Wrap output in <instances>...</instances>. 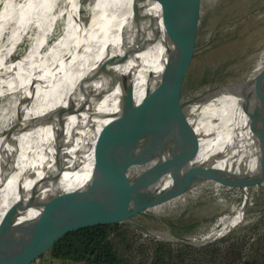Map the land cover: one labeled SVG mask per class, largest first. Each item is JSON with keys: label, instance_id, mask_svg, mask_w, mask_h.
<instances>
[{"label": "bare ground", "instance_id": "obj_1", "mask_svg": "<svg viewBox=\"0 0 264 264\" xmlns=\"http://www.w3.org/2000/svg\"><path fill=\"white\" fill-rule=\"evenodd\" d=\"M164 1L131 0L104 35L93 60L74 65L65 56L80 31L82 0H0V101L26 75L38 72L22 121L0 135V248L51 221L58 227L75 228L101 198L102 186L109 181L111 187L116 184L117 118L126 75L133 80L135 100L153 93V116L160 121L167 116L174 83L172 76L161 75L167 57L162 44ZM58 26L57 43L45 51L47 39L56 35ZM24 41H28L27 49L14 61ZM144 45L145 50L133 55L137 46ZM78 84L88 92L80 107L74 106L80 98ZM197 97V104L189 108L191 120L203 135L196 163L236 158L264 142V134L251 131L253 124L264 127V83L249 85L241 96L208 89ZM202 121L207 124L202 126ZM226 138L228 143L219 149ZM259 167L264 162L247 165L233 180L247 188L249 175ZM243 204L205 240L238 225L245 217ZM7 214L17 216L3 225ZM153 234L173 239L169 232Z\"/></svg>", "mask_w": 264, "mask_h": 264}, {"label": "water", "instance_id": "obj_2", "mask_svg": "<svg viewBox=\"0 0 264 264\" xmlns=\"http://www.w3.org/2000/svg\"><path fill=\"white\" fill-rule=\"evenodd\" d=\"M203 2L165 0L163 3L162 44L167 57L161 75L172 76L174 83V98L164 120L153 116L154 94L147 92L136 101L131 76L123 78L121 111L117 118L120 140L119 145L115 144L119 166L117 181L113 187L110 186L111 181L108 186H102L101 198L88 208L80 220L77 228L79 236L64 240L75 229L58 227L54 221L38 225L0 248V264H72L77 257L99 243L129 229L158 237L153 234L154 231L143 226L140 219L187 193L188 186L203 168L196 163L203 135L197 131L189 115V108L197 104L198 95L185 96L190 86L191 68L200 49ZM146 47L137 46L133 55ZM254 83H264V67L259 69L257 66L246 79L215 90L241 96ZM251 131L256 135L264 134V127L253 124ZM206 181L212 180L202 183ZM246 206L245 200L243 207ZM16 216L7 214L4 220L9 219L2 224L13 222ZM233 229L207 240V236L198 241L181 239L170 232L173 239L158 238L174 245L195 247L217 241ZM47 236L51 237L50 241L44 244ZM254 262L264 264V255L251 258L249 264Z\"/></svg>", "mask_w": 264, "mask_h": 264}, {"label": "rangeland", "instance_id": "obj_3", "mask_svg": "<svg viewBox=\"0 0 264 264\" xmlns=\"http://www.w3.org/2000/svg\"><path fill=\"white\" fill-rule=\"evenodd\" d=\"M130 2L131 0H82L80 31L75 46L66 54V59L74 65L91 62L104 35ZM59 31L60 26L57 27L56 35L47 39L45 51L57 43ZM27 45L28 41L20 45L13 60H17L26 51ZM199 48L189 76L190 86L185 92L187 97L242 81L251 76L257 66L262 69L264 0H204ZM37 76L38 72L35 70L26 75L0 101V135L22 121V114L29 107L37 87ZM76 92L80 98L74 106L80 107L86 101L87 91L84 85L78 84ZM206 124V121H202V126ZM216 126L222 124H213L210 130H216ZM200 129L198 132L201 133ZM226 143L228 138L223 139L218 148L224 147ZM254 148L236 158L202 165V170L205 171L198 173L188 186L187 193L155 208L154 213L143 216L140 223L152 231L172 234L168 221L181 219L178 228L180 233L186 239L198 241L212 231L219 230L246 200L245 217L223 237H231L223 244V248L233 243L238 244L243 248V254L247 255L245 260L264 255V167L252 171L249 175V179L252 177L250 182L248 179L246 182L247 188L239 186L233 180L238 178L240 171L247 165L264 162L261 158L264 156V142ZM215 150L217 149L213 152ZM207 179L212 181L202 183ZM259 234L262 236L261 243L256 245L257 249H252V241L255 243ZM113 239H116L121 254L133 264L146 262L154 243L163 241L136 229L122 231Z\"/></svg>", "mask_w": 264, "mask_h": 264}, {"label": "trees", "instance_id": "obj_4", "mask_svg": "<svg viewBox=\"0 0 264 264\" xmlns=\"http://www.w3.org/2000/svg\"><path fill=\"white\" fill-rule=\"evenodd\" d=\"M240 186L242 187L241 184ZM179 222L181 219H171L168 224L175 237L186 239L178 230ZM78 226L73 228L75 230L70 231L64 240L78 237L80 234L77 231ZM116 239H108L99 243L77 257L72 264H133L130 259L121 254ZM230 239L231 237L222 238L201 248L156 241L150 257L148 256L147 261L142 264H249L251 258L245 260L247 255L243 254V248L238 244L233 243L229 247L223 248V244H226ZM261 240L262 236L259 234L255 238L256 242L252 241L253 245L250 244L252 249H257L256 245L261 243ZM254 263L256 264V262Z\"/></svg>", "mask_w": 264, "mask_h": 264}]
</instances>
